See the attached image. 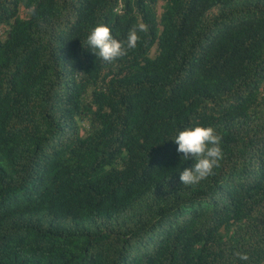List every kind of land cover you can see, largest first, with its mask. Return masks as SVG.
<instances>
[{
	"label": "trees",
	"instance_id": "obj_1",
	"mask_svg": "<svg viewBox=\"0 0 264 264\" xmlns=\"http://www.w3.org/2000/svg\"><path fill=\"white\" fill-rule=\"evenodd\" d=\"M137 22L124 57L88 49ZM194 124L223 158L183 185ZM28 191L0 264H264V0H0V198Z\"/></svg>",
	"mask_w": 264,
	"mask_h": 264
},
{
	"label": "clouds",
	"instance_id": "obj_2",
	"mask_svg": "<svg viewBox=\"0 0 264 264\" xmlns=\"http://www.w3.org/2000/svg\"><path fill=\"white\" fill-rule=\"evenodd\" d=\"M84 16L79 19L76 16L75 22L81 23ZM212 24L213 28L207 33L205 39L210 45H214L218 41V35L221 32H228L225 28H221L219 24ZM215 25V26H214ZM72 32L76 33L78 28L72 26ZM147 26L142 22H137L127 33L126 39H118L113 35L112 29L105 23L95 25L86 37L88 49L103 62L111 63L119 58L124 57L129 50L135 49L141 37L139 33L145 32ZM217 29V30H214ZM214 30V31H213ZM214 32V33H213ZM72 33V34H73ZM72 36V35H71ZM155 49L151 51V57L155 56ZM60 133H65L61 131ZM221 136L212 126L200 124L188 125L182 129H177L175 134L167 141H172L177 145V152L181 155V167L189 160L193 161L190 168H179L180 180L183 185H194L206 179L213 174V170L218 166L219 161L223 158V150L221 147ZM166 141V142H167ZM53 159V158H51ZM39 187L38 194L42 191ZM38 194H32L29 191L27 195L21 193L9 194L3 196L0 200H4L0 204V215H6L17 208L29 203V199L35 198ZM53 248V247H51ZM242 260H247L246 255L241 256Z\"/></svg>",
	"mask_w": 264,
	"mask_h": 264
}]
</instances>
